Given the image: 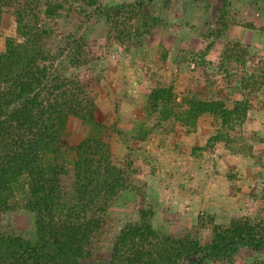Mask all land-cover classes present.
Masks as SVG:
<instances>
[{
	"label": "rangeland",
	"instance_id": "374dc122",
	"mask_svg": "<svg viewBox=\"0 0 264 264\" xmlns=\"http://www.w3.org/2000/svg\"><path fill=\"white\" fill-rule=\"evenodd\" d=\"M85 6L71 19L83 43L79 62L67 49L54 68L95 97L96 124L86 127L70 117L68 139L76 144L91 133L109 137L113 162L128 164L131 180L109 204L82 264L108 262L116 236L140 220L141 210L151 212V223L164 233L195 226L201 213L221 224L242 215L264 217V0H155L156 26L128 47L111 35L99 9ZM159 82L179 95L220 96L230 107L246 97L250 108L243 121L227 125L208 114L195 126L163 120L148 102ZM65 154L72 165L74 151ZM0 233L34 239V213L23 201L0 212ZM200 237L209 241L210 230L202 229ZM208 264H264V247L242 246L232 261Z\"/></svg>",
	"mask_w": 264,
	"mask_h": 264
},
{
	"label": "trees",
	"instance_id": "16d2710c",
	"mask_svg": "<svg viewBox=\"0 0 264 264\" xmlns=\"http://www.w3.org/2000/svg\"><path fill=\"white\" fill-rule=\"evenodd\" d=\"M154 2L106 6L97 0H0V37L5 36L0 51V212L23 201L36 224L34 239L0 233V264H82L91 256L94 235L109 204L129 186L131 168L113 162L109 137L91 133L70 142V117L86 127L95 125L96 99L54 63L67 49L73 50L69 59L79 62L76 51L83 43L71 19L81 3L99 9L111 35L128 47L156 26ZM41 3L49 23L39 12ZM148 102L161 119L189 126L206 114L222 125L234 118L243 121L250 108L246 97L230 107L220 96L179 95L162 82ZM68 149L75 154L72 165ZM261 198L264 213V189ZM150 214L141 210L140 220L116 236L109 261L97 264H208L232 261L242 246L264 247L263 216L242 215L221 224L214 215L201 213L195 226L164 233L153 226ZM204 228L211 233L206 242L200 237Z\"/></svg>",
	"mask_w": 264,
	"mask_h": 264
}]
</instances>
